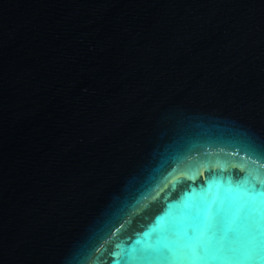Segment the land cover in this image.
<instances>
[{
    "label": "water",
    "instance_id": "obj_1",
    "mask_svg": "<svg viewBox=\"0 0 264 264\" xmlns=\"http://www.w3.org/2000/svg\"><path fill=\"white\" fill-rule=\"evenodd\" d=\"M0 264H264V0H0Z\"/></svg>",
    "mask_w": 264,
    "mask_h": 264
}]
</instances>
